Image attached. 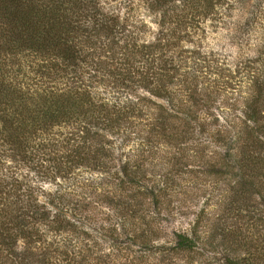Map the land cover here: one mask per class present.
<instances>
[{"label": "trees", "instance_id": "1", "mask_svg": "<svg viewBox=\"0 0 264 264\" xmlns=\"http://www.w3.org/2000/svg\"><path fill=\"white\" fill-rule=\"evenodd\" d=\"M200 144L232 193L151 240ZM262 185L264 0H0V264H201Z\"/></svg>", "mask_w": 264, "mask_h": 264}, {"label": "rangeland", "instance_id": "2", "mask_svg": "<svg viewBox=\"0 0 264 264\" xmlns=\"http://www.w3.org/2000/svg\"><path fill=\"white\" fill-rule=\"evenodd\" d=\"M225 39H230V36ZM214 44H218V47L221 48H230L227 46V40H224L222 44ZM243 48L244 51L247 50L246 46H244ZM218 106L219 105L217 101H215L213 105L214 108L212 109V112H214L215 114H219V111L216 109ZM218 124L219 125L216 128L222 127L220 125H224L222 121L218 122ZM194 146L198 147L196 153H194L193 151V145L185 150V159L182 160V165H184L185 169H187L188 171L198 170L202 166L203 170H205L207 173L203 177L188 174L187 171H185L186 173L184 175L180 174L179 177H181L182 181L187 180L191 177L190 179H188L189 183L182 184L184 192L180 190V193H178L177 195H171L165 197L164 200H162L163 203L161 205H165L166 208L171 211V214L168 221L160 220L159 223L155 224L156 230L150 231L152 233V235H150L151 240H161L163 236H170L172 231L182 230L187 226V224L192 219L193 214L197 210H199V208L206 202L205 199L208 198V195H205L204 192L199 189L201 188L203 182L206 185V192L209 193L211 191L209 197H220L219 194L221 193H223L224 195H229V193H232V190H230L229 188L237 183L238 178L234 177V175L236 174L235 169L228 168L225 173L221 174L215 173V171L217 170L216 168H220L217 165V167L213 169L210 167L214 162L207 160L208 165L203 164L204 160L207 159L205 156L207 153L213 152V156H215L214 152L215 150L217 151L216 146L209 145L208 148L205 149H203L202 144ZM203 153L204 155H202ZM186 185H188V187H184ZM225 190L226 193H224ZM244 204L245 211H241L242 215H240L239 218L234 217L233 219H230V223H232L230 224V230H232L234 234H244V237L241 238L240 236V238L237 240L239 242L242 241V243H240V245L234 244L232 242L230 243V241L228 240L225 241L224 244H222L223 240L217 238L214 241L216 253H214L212 258L200 260L201 264H224L223 257L225 256L226 252L223 248L233 245H236V247L237 245L240 246L241 248H238L240 252L253 254V256L255 257L254 260L256 259V261L253 262L254 260H252L251 264H264V188L261 189L260 192H253V189H249V193L245 195ZM165 213L166 212H164V214ZM234 215L235 213L233 214V216ZM243 216L246 217L241 218ZM100 219L102 221L100 226L104 228L107 233H109V231L111 230L120 228V225L116 224L113 218V214H111L110 212H105V214ZM109 224L114 225L111 226ZM153 232H156L159 237H154L155 235H153ZM174 258L181 259L185 262L190 261V264H194V258L192 257V255L189 256L183 254L180 256H174Z\"/></svg>", "mask_w": 264, "mask_h": 264}]
</instances>
